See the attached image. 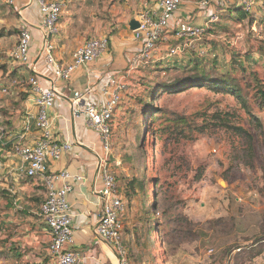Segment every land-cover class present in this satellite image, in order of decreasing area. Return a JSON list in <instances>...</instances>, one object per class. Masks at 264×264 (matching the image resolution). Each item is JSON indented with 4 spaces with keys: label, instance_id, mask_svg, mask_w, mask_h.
I'll return each mask as SVG.
<instances>
[{
    "label": "rangeland",
    "instance_id": "obj_1",
    "mask_svg": "<svg viewBox=\"0 0 264 264\" xmlns=\"http://www.w3.org/2000/svg\"><path fill=\"white\" fill-rule=\"evenodd\" d=\"M189 1L200 6L206 0ZM209 1L220 14L224 4L238 3ZM251 10L244 20L237 13L221 16L207 30L208 39L182 58L169 57L166 50L129 75L113 135L121 156L114 176L121 197L129 198L121 221L130 264H264V109L256 101L254 80V74L264 80V0ZM18 35L16 27L10 29V52ZM199 46L205 54L193 52ZM186 56L203 59L201 68L212 77L237 79L253 115L229 92L162 88L178 76L166 70L184 65ZM176 116L188 123L177 127ZM46 249L35 264L45 263ZM4 257L0 252V262Z\"/></svg>",
    "mask_w": 264,
    "mask_h": 264
},
{
    "label": "crops",
    "instance_id": "obj_2",
    "mask_svg": "<svg viewBox=\"0 0 264 264\" xmlns=\"http://www.w3.org/2000/svg\"><path fill=\"white\" fill-rule=\"evenodd\" d=\"M46 1L65 4L58 23L59 31L49 40L58 65H69L73 53L91 39L108 38L110 47L94 63L78 68L71 80L64 82L56 78L54 66L48 64L45 56L46 31L39 2L0 0V252L5 256L0 264H35L40 249L44 250L45 246L47 258L44 264L49 257L51 236L40 214L46 198L44 183L25 174L27 164L13 150L18 143L33 146L41 137V131L36 126L39 110L29 84L32 76L38 78L44 89L55 86L59 93L54 106L48 110L50 136L54 142L69 144L71 148L59 160H49L46 170L54 174L67 172L72 177L69 180L72 190L68 201L73 217L74 249L83 255L85 264H120L114 247L98 238L95 231L103 207L101 191L104 183L99 170L100 159L108 158V168L113 175L121 164L113 135L117 131L116 116L121 108L113 120L109 152L105 151L100 135L86 114L79 113V110L85 111L90 105L104 106L108 100L104 88L111 79L128 75L131 58L142 47V42L134 38L131 22H138L139 15L144 11L159 13L158 0ZM221 6L219 3V8ZM197 9L203 8L183 0L171 22L173 27L183 21L204 26L218 8ZM24 26L33 38L30 58L34 71L33 67L17 64L10 55L8 41L14 36L9 37V31L13 27L20 31ZM205 38L208 39L207 36ZM170 39L173 41L172 36ZM166 49L163 46L164 52ZM21 77L27 78L29 87L14 80ZM125 80L128 89L130 77ZM76 93L87 95L75 103ZM76 177H82V180H75ZM116 183L118 194L126 205L128 199L121 197L119 184Z\"/></svg>",
    "mask_w": 264,
    "mask_h": 264
},
{
    "label": "built area",
    "instance_id": "obj_3",
    "mask_svg": "<svg viewBox=\"0 0 264 264\" xmlns=\"http://www.w3.org/2000/svg\"><path fill=\"white\" fill-rule=\"evenodd\" d=\"M37 1L44 18L46 31L44 52L48 64L54 66L56 78L64 82L70 81L78 68L94 63L108 51L110 47L108 38H94L73 53V59L69 65L66 67L58 65L52 55L53 46L49 40L59 31L58 23L65 4L63 2L48 3L46 0ZM236 1L246 10H251L256 0ZM182 3L183 0H158L159 13L152 14L144 11L139 15L140 27L133 31V34L136 40L142 42V47L132 56L128 75L124 74L111 79L104 88V94L108 98L104 106L90 105L85 111L79 110V113L86 114L94 130L100 135L106 152H109L111 148L114 117L123 102L124 93L127 91L125 78L140 64L157 61L164 53L163 46H166L169 57L186 55L187 49H194L196 43H200L202 38L206 36L207 30L220 22V9H217L209 16L204 26L183 21L173 27L171 22L175 14L179 12ZM199 5L203 9L211 7L209 0L203 1ZM225 5H223L224 8H226ZM171 36L173 40L180 43L173 44L170 39ZM32 40V34L28 28L21 27L17 46L10 54L17 64L29 68L33 67L30 58ZM199 53L205 54L203 47L199 48ZM34 69L33 67L32 70L34 71ZM29 84L39 110L36 126L41 131V137L33 146L18 143L14 145L13 150L27 164L25 174L30 178L40 179L45 186L46 198L41 205L40 214L51 236L49 257L46 264H85L83 255L74 249L73 217L68 201V194L72 190L69 180L72 177L67 172L54 174L47 173L46 170V163L49 160H59L62 154L71 148L69 144L60 145L54 142L50 136L51 122L48 110L54 106L59 93L55 86L44 89L35 76L30 78ZM86 95L76 93L74 102H79ZM99 170L104 183L101 191L103 207L95 233L98 238L105 240L114 247L120 264H130L127 250L122 244L124 225L121 216L125 212L126 205L118 194L116 178L108 168V158L100 159ZM75 180H82V177H76ZM59 184L63 185L59 186Z\"/></svg>",
    "mask_w": 264,
    "mask_h": 264
},
{
    "label": "trees",
    "instance_id": "obj_4",
    "mask_svg": "<svg viewBox=\"0 0 264 264\" xmlns=\"http://www.w3.org/2000/svg\"><path fill=\"white\" fill-rule=\"evenodd\" d=\"M194 1L197 3L200 0H194ZM251 11L252 10H246L241 4L236 3L234 8L226 7L224 9V12L223 11L221 12L220 18L221 16H225V15H229V17H234V14L237 13L239 15V19L244 20L246 19L247 14L251 13ZM198 50L199 49L193 52H198ZM189 57H191V55ZM189 57L186 56L183 58L185 59L184 65L176 63V65L174 66H169V68L166 71L176 70L178 72V76L175 78L173 82L169 84L168 83L161 84L162 88L164 87L171 91L172 89H175V88L177 89V87H183V89H188L192 87H208V88H211L219 92H225V93L229 92L240 99V103L243 105V108L246 111H248L250 116L253 115L252 111L250 110L249 100L241 94L242 86L240 85V82L237 79L232 78L231 76L230 77L229 76L212 77L206 72H204L203 68H201L202 67L201 60L203 59L199 58L200 56L199 57L197 56L200 60H194ZM177 58L180 59L182 57H177ZM246 60H247L248 66L252 67L253 66L252 63L254 61L253 58H251L250 55H247ZM241 63H240V67L242 69V72L247 73L249 69L244 67V65H242ZM232 68H235L234 62H232ZM14 80H16L17 82L18 81L22 82L23 84H25L26 87H29V85L26 84V81H27L26 77L17 78ZM254 80L256 83V86H255L256 87V93H255L256 101L258 105L260 106V108L264 109V80L259 79L257 74H254ZM231 83H234V85H232ZM147 108L149 110L153 108V106L149 105L147 106ZM153 112H158V110H154ZM152 115L153 113L151 112V116ZM152 117H155V116L153 115ZM175 122H176L177 127H179L181 124H183L182 126H184L185 124L188 123L187 119L181 116H176ZM243 133L246 135H249L245 131ZM127 199L129 200L128 197Z\"/></svg>",
    "mask_w": 264,
    "mask_h": 264
},
{
    "label": "water",
    "instance_id": "obj_5",
    "mask_svg": "<svg viewBox=\"0 0 264 264\" xmlns=\"http://www.w3.org/2000/svg\"><path fill=\"white\" fill-rule=\"evenodd\" d=\"M130 27H131V30H132V31L137 30V29L140 27L139 22H137V21H133V22H131Z\"/></svg>",
    "mask_w": 264,
    "mask_h": 264
}]
</instances>
